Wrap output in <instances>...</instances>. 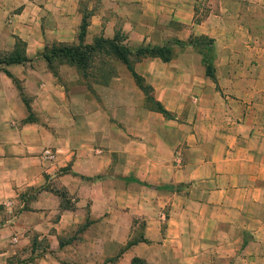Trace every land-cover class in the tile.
I'll use <instances>...</instances> for the list:
<instances>
[{
	"label": "crops",
	"instance_id": "1",
	"mask_svg": "<svg viewBox=\"0 0 264 264\" xmlns=\"http://www.w3.org/2000/svg\"><path fill=\"white\" fill-rule=\"evenodd\" d=\"M115 34L211 39L217 88L190 46L141 59L165 117L110 54L45 58ZM254 62L264 0H0V264H264V92L231 89Z\"/></svg>",
	"mask_w": 264,
	"mask_h": 264
},
{
	"label": "trees",
	"instance_id": "2",
	"mask_svg": "<svg viewBox=\"0 0 264 264\" xmlns=\"http://www.w3.org/2000/svg\"><path fill=\"white\" fill-rule=\"evenodd\" d=\"M85 20L82 21L81 25V32L84 29L85 26ZM80 32V36H81ZM124 40L123 35L115 34L112 39L105 40L101 38H97L93 41L91 45H78L76 47H58V48H52L50 50V54L46 60L49 61V58H56L58 60H64L68 63L74 64L79 70L82 72L85 71L87 68V63L90 57L94 52H103L104 54H110L113 57L120 60L126 68L131 72L132 77L135 79L136 84L138 87L142 90L144 95L146 96V99L151 102L154 111L166 116H169L162 108L161 106L153 101L152 97L149 95L150 88L142 83V80L136 76L131 68V64L128 61V56L131 54L136 59H143V58H153L157 57L160 58L162 61H168L171 57V50L170 45L177 44L178 46H190L194 49H196L201 57H202V63L204 65V73L205 75L213 79V67H212V60L214 59L213 50L211 47V39H208L203 36L194 37L186 41L185 43H165L160 46H150V45H144L139 46L135 49H129L125 47L121 42ZM208 46V47H207ZM212 55V58L210 56V59L207 60L206 55ZM14 60V59H10ZM132 264H142L138 260H132Z\"/></svg>",
	"mask_w": 264,
	"mask_h": 264
},
{
	"label": "rangeland",
	"instance_id": "3",
	"mask_svg": "<svg viewBox=\"0 0 264 264\" xmlns=\"http://www.w3.org/2000/svg\"><path fill=\"white\" fill-rule=\"evenodd\" d=\"M208 47V46H207ZM171 50V49H170ZM171 54H172V51H171ZM214 54V53H213ZM172 56V55H171ZM210 56L212 58V55H209L207 54L206 55V58L207 60L210 59ZM215 57V56H214ZM213 57V58H214ZM128 61L130 62L131 64V68L133 69V66H134V63L138 62L141 60V58L139 59H136L133 55H129L128 57ZM145 59V58H143ZM213 62H214V59L212 60V67H213V79H210L214 85H215V88H217L216 84H215V77H214V66H213ZM254 66H256V70H245L243 72L241 71H234L233 74H236V77L237 76V73L240 74L239 78H235L234 80L236 81H240L241 82V85L239 86H233L232 89V93L235 94V93H246L248 90H252V87L250 86L251 85V80L250 79H255L256 82H254V89H255V92H257L258 94H260L262 96V93L264 92V84L262 83V80H263V76H264V70H263V66L262 65H258L256 62L253 63ZM258 65V66H257ZM248 71V72H247ZM226 71H223V70H218V73H220V76H223L222 74H224ZM205 74V73H204ZM206 76V75H205ZM207 77V76H206ZM244 79V80H243ZM248 80V81H247ZM143 83V82H142ZM144 84V83H143ZM145 85V84H144ZM147 86V85H146ZM149 95L151 96L150 94V91H149ZM252 103H249L248 105L250 106ZM257 106H258V109L259 110H262V102L260 100V102L258 103H255V107H252L251 110H255L257 111ZM152 109H153V106H152ZM258 110V111H259ZM182 119H177V121H180L181 122Z\"/></svg>",
	"mask_w": 264,
	"mask_h": 264
},
{
	"label": "built area",
	"instance_id": "4",
	"mask_svg": "<svg viewBox=\"0 0 264 264\" xmlns=\"http://www.w3.org/2000/svg\"><path fill=\"white\" fill-rule=\"evenodd\" d=\"M43 157L46 159H51L52 158V154L50 153L49 150H45L43 151Z\"/></svg>",
	"mask_w": 264,
	"mask_h": 264
}]
</instances>
